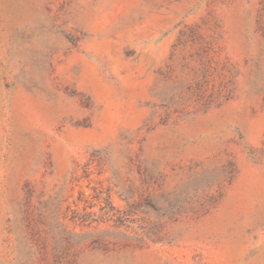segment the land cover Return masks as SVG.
Wrapping results in <instances>:
<instances>
[{
    "label": "rangeland",
    "instance_id": "obj_1",
    "mask_svg": "<svg viewBox=\"0 0 264 264\" xmlns=\"http://www.w3.org/2000/svg\"><path fill=\"white\" fill-rule=\"evenodd\" d=\"M0 264H264V0H0Z\"/></svg>",
    "mask_w": 264,
    "mask_h": 264
}]
</instances>
